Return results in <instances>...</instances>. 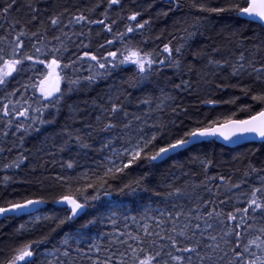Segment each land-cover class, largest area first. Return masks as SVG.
<instances>
[{"label": "snow or ice", "instance_id": "6c2138e0", "mask_svg": "<svg viewBox=\"0 0 264 264\" xmlns=\"http://www.w3.org/2000/svg\"><path fill=\"white\" fill-rule=\"evenodd\" d=\"M154 2L0 0V217L28 218L8 233L0 264H264V164L213 175L223 165L200 151L216 140L264 142V0H167L156 13L175 17L167 37L144 17ZM224 16L243 18L252 34L211 35ZM119 73L129 74L117 83ZM109 80L104 95L69 103ZM223 105L230 114L213 115ZM65 109L59 142L27 149ZM45 155L61 156L55 175ZM114 191L149 193V203L137 215L116 202L101 211ZM48 203L63 207L45 212ZM82 215L79 231L47 247ZM96 225L108 231L85 242Z\"/></svg>", "mask_w": 264, "mask_h": 264}, {"label": "trees", "instance_id": "16d2710c", "mask_svg": "<svg viewBox=\"0 0 264 264\" xmlns=\"http://www.w3.org/2000/svg\"><path fill=\"white\" fill-rule=\"evenodd\" d=\"M95 2V0H80L81 6H90L91 3ZM140 3H146L147 0H139ZM22 3V0H21ZM167 7V0H155L154 2V7L147 12H144V17L148 18L149 16L153 17V34L160 33L161 31L164 32L165 37H167V34L169 31L172 30V23L173 17L170 14L169 18H165L163 16L157 17L156 13L162 9ZM113 15H115L113 13ZM177 15H180L179 13ZM214 29V31L211 32V35H216L217 32L221 31L222 29L225 31L228 30H235L239 29L243 31L245 35H251L252 34V28L248 27L243 19L240 18H235V17H229V16H224L222 18H217L216 20L213 21L212 25H210ZM119 29L123 30V23L119 25ZM137 39H140V37H137ZM203 42V38H199L196 43L200 44ZM155 43H160V42H155ZM148 48L154 47L153 42H149L147 45ZM129 73H119L117 76L113 78L117 83L119 82V79L121 77L126 78ZM113 81H101L97 85H95L94 89L89 91L87 94L81 93L78 95H75L71 98L69 103H79L83 105V102L85 100H91L92 98L99 97L104 95L106 90L108 89L109 85L112 84ZM13 87L16 86L15 82H13ZM151 85H148L147 88L151 89ZM129 91L134 92V98L135 96L141 95V91L138 90L136 93L133 89H129ZM232 94V90L229 89L225 91L224 93L221 94L222 98H228L229 95ZM18 98V97H17ZM184 102L187 104L189 102H194L193 97H186ZM251 104L252 101L243 98L240 101L237 102V104ZM132 110V109H130ZM231 111V106L228 105H223L220 108L216 109V111L213 113V115H229ZM68 115L67 109H65L58 117L57 123L54 125H50L48 128L41 130L40 133H34L32 136L27 138L25 147L31 151H35L37 147L41 146L42 142L46 137L49 138H56L57 142H59L58 138L56 137V133L60 131V128L64 125L66 117ZM241 117H244L247 115V113H240L239 114ZM45 130H51L48 134L43 133ZM11 140V137L9 138ZM52 143V140L49 139V144ZM97 143V147H98ZM53 151H56V149L53 147ZM200 151L203 153H207L211 156H214L218 164H222V167L219 168H213L210 174H216L217 172H223L225 174H228L230 171L235 170V169H241V172L244 168V166L249 162L252 161L254 162L257 166H260L261 164H264V143H259V144H246L243 146H240L238 148L234 149H228L225 147H222L218 144L215 143H204ZM7 155V153L0 154V164L4 163L3 156ZM66 155V154H65ZM89 156L94 158L95 156H98L96 152H90ZM46 160H49V174L55 175L57 171H59V163L58 161L61 159L60 155H57L55 157V160L57 163L53 164L52 157L44 156ZM180 159H183V156L179 157ZM87 162L89 165H91L92 160L91 159H86V158H81V163ZM171 164V161L164 162L160 165L158 171H164L166 170ZM145 168H140L136 171L135 174H140L145 172ZM237 178H239V174L237 175ZM152 180V183H155V177H150ZM47 194V193H45ZM110 202H116L120 208L119 211L121 212H126L123 211V207L126 208L127 213H133V212H139L141 210V206L149 203V193L145 192H138V193H128V194H117L116 191L113 192L111 197H106L102 199V201L98 202L97 205H101L100 208L101 211H105L107 209V204ZM60 207L52 206V203L46 204L45 209H43L45 212L51 213L52 211L59 210ZM90 214L95 213V209H88L87 210ZM90 218V216H84L82 215L76 222L66 224L62 226V228L57 230V233L52 234V242L47 245L48 248L52 247L53 243H56L63 235L64 233H69V234H75L77 231L80 230V224H82L86 219ZM28 218L23 217L20 220H15V221H4L3 219L0 220V241H4V244H0V247H7V240H8V233H12L20 223L26 221ZM88 230V229H85ZM83 230V231H85ZM103 228H100L99 226H95V228L92 230L93 234H97L98 232L102 231ZM107 231V229H104ZM47 231V226H45L43 229H38L37 231L33 232L31 235L35 238H39L41 235V232ZM92 234V235H93ZM44 249L41 248V251Z\"/></svg>", "mask_w": 264, "mask_h": 264}, {"label": "water", "instance_id": "95a60500", "mask_svg": "<svg viewBox=\"0 0 264 264\" xmlns=\"http://www.w3.org/2000/svg\"><path fill=\"white\" fill-rule=\"evenodd\" d=\"M240 19H243V18H240ZM223 147H226V148H230V149H234V148H237V147H240V146H243V145H246V144H259V143H264V142H261L260 140L258 139H252V138H248V139H245V140H241L239 141L238 143H235V144H229V143H225L223 142L222 140H217ZM56 206H60V207H63L61 205H56ZM46 207V205H42L41 208L44 209ZM3 219L2 217H0V220Z\"/></svg>", "mask_w": 264, "mask_h": 264}, {"label": "bare ground", "instance_id": "6f19581e", "mask_svg": "<svg viewBox=\"0 0 264 264\" xmlns=\"http://www.w3.org/2000/svg\"><path fill=\"white\" fill-rule=\"evenodd\" d=\"M136 93L138 92V90H134ZM31 93H29V95H30ZM50 126V125H49ZM49 126H45L43 129H46V128H48ZM42 129V130H43ZM51 130H45V131H43V133H45V134H48L49 132H50ZM215 144H218V145H220V146H222L217 140L215 141ZM223 147V146H222ZM226 148V147H225ZM238 148V147H237ZM228 149H230V148H228ZM94 158H97V156H95ZM52 206H56V205H54V204H52ZM56 207H60V206H56ZM97 207H101V205H97ZM60 208H62V207H60ZM45 209V208H44ZM123 211H126L127 212V210H126V208H124L123 207V209H122ZM128 214L129 215H137L138 213L137 212H131V213H129L128 212ZM121 219H122V217H121ZM95 228V226H92V227H90V229H88V230H85L84 232H86L87 233V235H85V236H83V238H85V237H87V236H90V235H92L93 234V229ZM103 228H104V226H103ZM105 229H107V228H105ZM107 231H108V229H107Z\"/></svg>", "mask_w": 264, "mask_h": 264}, {"label": "rangeland", "instance_id": "374dc122", "mask_svg": "<svg viewBox=\"0 0 264 264\" xmlns=\"http://www.w3.org/2000/svg\"><path fill=\"white\" fill-rule=\"evenodd\" d=\"M121 220H122V219H121ZM97 226H99L100 228H103L104 225H97ZM105 228H106V227L104 226V228H103L102 231L98 232L97 234H93V235L87 236V237L83 238V240H84L85 242H87V241H89V240L91 239V240H96L97 242H99L98 237H99L103 232H105V230H104Z\"/></svg>", "mask_w": 264, "mask_h": 264}]
</instances>
